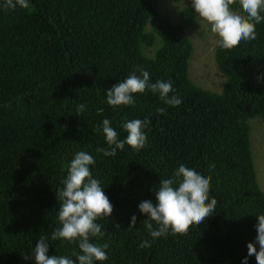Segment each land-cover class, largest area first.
I'll use <instances>...</instances> for the list:
<instances>
[{"label": "trees", "instance_id": "obj_1", "mask_svg": "<svg viewBox=\"0 0 264 264\" xmlns=\"http://www.w3.org/2000/svg\"><path fill=\"white\" fill-rule=\"evenodd\" d=\"M159 1L29 0L28 9L9 10L0 0V264H34L24 256L40 237L48 240V255L75 260L77 245L52 241L51 233L60 227L56 191L81 150L93 156L90 171L113 206L96 221L105 235L93 242L109 247L108 259L95 264H242L246 256L247 264H257L247 243L259 250L255 225L264 214V191L255 178L248 122L264 112V22L256 25L255 40L231 49L215 44L226 79L216 92L188 76L192 44L185 31L195 11L181 7L173 21ZM230 7L238 9V0ZM138 67L150 83L172 81L169 95L182 103L168 106L146 89L133 94L134 105H108L105 91ZM105 118L118 139L127 135L123 121L149 119L145 147L97 153L108 147L96 130ZM180 164L211 177L215 211L186 234L153 239L138 205L155 203L159 180ZM145 240L151 246L141 248Z\"/></svg>", "mask_w": 264, "mask_h": 264}, {"label": "clouds", "instance_id": "obj_2", "mask_svg": "<svg viewBox=\"0 0 264 264\" xmlns=\"http://www.w3.org/2000/svg\"><path fill=\"white\" fill-rule=\"evenodd\" d=\"M237 0H191V7L195 13L207 24L215 34L216 45L221 49H231L242 41L256 39V25L264 22V0H238L239 8L233 10L230 6ZM5 9H28L29 0H4ZM189 38V37H188ZM190 40V39H189ZM191 41V40H190ZM192 44V43H191ZM139 72V75H137ZM159 94L160 99L168 106H179L182 99L175 93L172 81L157 80L150 83L149 73L142 67L134 69L124 80L105 91L106 103L113 108L134 105L133 94L144 93L145 90ZM85 109L84 104L77 106L78 113ZM158 114H166L165 108H157ZM99 112L102 114L103 109ZM150 120L145 118L125 120L121 128L127 133L124 139H118V133L105 118L97 131H102L107 148L98 147L97 153L104 156H114L117 150H123L128 145L139 151L145 147L147 137L144 129ZM95 164L92 155L81 150L75 153L67 165V175L61 181L62 188L56 191L59 201L58 220L60 227L51 233L52 241H67L76 244L79 251L73 250L72 257L68 255H48V240L40 237L36 246L32 248V255H25L24 259H34V264H95L108 259L106 249L108 243L93 242L103 238L105 232L102 225L96 221L107 218L113 211V206L105 195L101 182L94 178L90 165ZM211 166L209 171H211ZM211 177L201 174L194 168L180 164L172 177L160 179L155 190V203L145 200L139 203L138 209L145 214L143 221L146 230L153 239L168 234H186L193 224L200 225L205 218L215 211L217 200L209 197ZM258 223L255 225V243H247V255L255 256L257 264H264V214L256 215ZM155 222L156 227L153 226ZM136 216L130 220L129 228L135 227ZM150 241H142L141 248L150 247ZM242 264H247V256Z\"/></svg>", "mask_w": 264, "mask_h": 264}, {"label": "rangeland", "instance_id": "obj_3", "mask_svg": "<svg viewBox=\"0 0 264 264\" xmlns=\"http://www.w3.org/2000/svg\"><path fill=\"white\" fill-rule=\"evenodd\" d=\"M191 7V0H160L158 9L168 14L175 21L181 7ZM197 15V14H196ZM187 37L192 43V52L187 64L188 76L191 81L205 89L219 92L225 82V76L217 69L214 60L216 36L210 30V25L198 15L193 23L186 26ZM249 142L251 159L256 181L264 191V112L249 120Z\"/></svg>", "mask_w": 264, "mask_h": 264}]
</instances>
